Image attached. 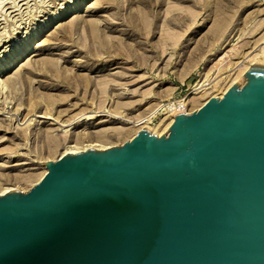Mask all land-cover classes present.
Segmentation results:
<instances>
[{
    "label": "water",
    "instance_id": "1",
    "mask_svg": "<svg viewBox=\"0 0 264 264\" xmlns=\"http://www.w3.org/2000/svg\"><path fill=\"white\" fill-rule=\"evenodd\" d=\"M167 133L42 162L0 195V264H264V66Z\"/></svg>",
    "mask_w": 264,
    "mask_h": 264
},
{
    "label": "rangeland",
    "instance_id": "2",
    "mask_svg": "<svg viewBox=\"0 0 264 264\" xmlns=\"http://www.w3.org/2000/svg\"><path fill=\"white\" fill-rule=\"evenodd\" d=\"M72 1L0 0V59ZM93 1L84 0L71 30L27 56L32 64L6 74L13 81L0 89V188L27 191L42 162L62 150L63 143L49 148L63 136L71 144L82 131L101 132L96 142L122 144L136 122L152 126L181 98L195 104L220 91L225 75L264 49V0H110L90 7ZM218 30L228 34L223 42L213 39ZM72 105L71 113L84 109L94 118L59 130L35 117L46 108L61 116ZM46 132L57 139L49 143Z\"/></svg>",
    "mask_w": 264,
    "mask_h": 264
},
{
    "label": "bare ground",
    "instance_id": "3",
    "mask_svg": "<svg viewBox=\"0 0 264 264\" xmlns=\"http://www.w3.org/2000/svg\"><path fill=\"white\" fill-rule=\"evenodd\" d=\"M109 1L110 0H94L89 6L93 7L95 5V3L97 5L98 4L100 5L103 2L107 3ZM83 2H84V0H74V1H72L71 3H69L67 5H65V4L61 5L60 7L56 8L53 12H51V14L45 19L43 24H41V26L39 28H37L36 30L32 31L33 33L30 35V38L29 37L27 39L25 38L26 41H24L25 39L23 41H21L20 44L21 43L22 44L19 45L16 50L14 49L15 51H11L8 55H6V56H4L3 58L0 59V76L6 75L10 71H13L14 69H17L20 65L22 66L23 64H25L26 63L25 59L28 60L27 56L28 55H31V57L34 56L36 54V50H38V47L42 46L45 42H51L52 38L58 39V38H56V36L59 35V31L64 30V29H67V31L69 29L71 30L72 26L79 20V18L77 17L78 16L77 14L80 12L79 9H80V6H83L82 5ZM68 17L71 18L70 21H68L69 22L68 24H64V23L61 22L63 19H66ZM53 27H54V29L51 32H48ZM45 33H47V34L44 37ZM63 33H64V31H63ZM27 36H29V35H27ZM227 36H228V34L225 35L222 32L220 33L219 30H218V34H215L213 36V39H219L220 38L221 41L223 42L227 38ZM261 36H263V35H261ZM261 36H260V38H261ZM42 37H44V38L41 39ZM260 38H257V39L255 38L253 43L260 41ZM262 38H264V37H262ZM262 38H261V40H262ZM261 42H264V41L262 40ZM255 44H257V43H255ZM262 49L258 50L257 53H254L248 59L249 62L247 60V62H248L247 64H243L236 71H234V72H232V73H230L228 75H225L223 77V79H224L223 80V84L222 85H220V84L218 85V86H220V88H219L220 91L208 93L207 95L202 97L200 101H198L195 104H189V100H187L186 98H184V99L181 98L180 100H178L176 102V105L170 107L167 111H165V115L163 117L159 118L156 121V123H154L152 126L151 125H147L146 123H142L140 121V122H136L133 125V127H131L129 130L123 131V133L126 136L125 138H127V139L129 138L130 139L140 128H143V127L146 128V129H149L150 132H152V133L155 132L157 135H160L163 132L167 133L168 130H166V129L171 124V122L173 120V117H174L173 116L174 113L180 112V111L190 112L192 110L197 109L210 96H221L227 90V88L229 86H231L232 84H234L236 81H238L240 83H243L245 81V77H243V74L248 70V68L250 66H252V65H262V66H264V57H262V55H261V52L264 49L263 50ZM7 52H8V50H7ZM248 53L249 52H245L244 55L246 56V55H248ZM30 58H29V61L25 65L30 64V63L32 64V62L35 61V60L30 59ZM255 61H257V62H255ZM258 61H261V63L263 62V64L258 63ZM35 64H37V63H35ZM25 65H23V66L25 67ZM81 77H82V80L86 84H88L90 82L89 75H87V74L86 75H81ZM12 81L13 80H12V78L10 76L5 77L4 80L0 79V89L3 88L7 82L10 84ZM212 86H214V87L217 86V81ZM199 91L200 90L195 91V92H199ZM53 102H55L54 99L52 100V103ZM45 106H47V105L45 104ZM46 109H44L43 112L41 111V113H38L37 115H35V117H44V118H47V119H51L53 121V123L51 122L49 124H54L55 125V129H59V130L64 129V128L68 127L69 125H71L72 123L74 124L75 122H77L79 120H88L89 121L90 119H93L94 116H95L94 113H91L88 110L86 111L84 109H80L79 111L71 113V112H73L76 109V107L73 106V105L70 107V109L69 108L66 109V110H68V112L66 111L67 113L62 114L61 116L59 114L53 115V114L50 113L51 111L49 112ZM34 112L36 113V111H34ZM22 119L25 122L27 118L25 119L23 117ZM30 121L35 122V119L34 118H30ZM138 121H139V119H138ZM42 122H44V121H42ZM117 132H120V131H117ZM102 135H104V134L101 133V132H97L95 135L92 136L87 131H82L81 133L78 134V136L76 138L72 139L73 142L71 144L68 143L69 139L66 136H63L61 138L62 142H59V143L57 142L56 146H55V144H53V146H51V147H53V149H51V148H49V149H50V151L56 150L57 146H59L61 143H63L62 150H60L59 152L57 151L58 154L56 155V158H58L59 156H62L64 154H66V153H76V152L84 151V150H86L88 148H94V149H105V148H108L109 146H111V144L96 142V140H98L100 137H102ZM46 139L50 143V141H55L57 138L52 133L46 132ZM47 151H49V150H47ZM45 171H46V168H45V166H43L42 171L39 172L37 174V176L32 180L33 182L31 183V185L36 183L42 177V175L45 173ZM15 188H16V186L15 187L14 186L2 187V188H0V195L5 193V192H7V191L14 190ZM21 191H23V190L21 189Z\"/></svg>",
    "mask_w": 264,
    "mask_h": 264
}]
</instances>
